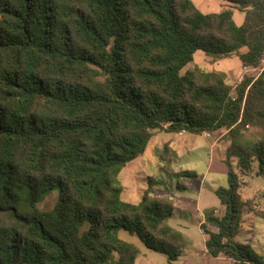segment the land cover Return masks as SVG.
<instances>
[{
  "label": "trees",
  "instance_id": "1",
  "mask_svg": "<svg viewBox=\"0 0 264 264\" xmlns=\"http://www.w3.org/2000/svg\"><path fill=\"white\" fill-rule=\"evenodd\" d=\"M224 1L203 12L192 0H0V264H111L113 252L136 264L119 229L175 264L187 239L168 224L172 201L151 183L139 202L123 201L116 185L154 129L224 132L227 186L215 194L225 211L204 210L206 250L229 260L218 264H264L235 238L243 211L264 213L242 198L230 163L242 174L257 161L264 174V136L245 135L264 130V71L244 75L234 95L222 71L181 73L198 50L259 64L264 0ZM166 161L186 188L180 179L196 173ZM54 189L56 204L38 208Z\"/></svg>",
  "mask_w": 264,
  "mask_h": 264
},
{
  "label": "rangeland",
  "instance_id": "2",
  "mask_svg": "<svg viewBox=\"0 0 264 264\" xmlns=\"http://www.w3.org/2000/svg\"><path fill=\"white\" fill-rule=\"evenodd\" d=\"M196 6L202 11L213 12L218 8L220 0H192ZM238 15L243 16V13L236 10L235 11V21H238ZM205 56V57H204ZM263 56V55H262ZM239 62L236 58V55L226 56L221 58H213L202 51H196L194 54V58L192 63H189L185 68L182 69L181 73L186 71H194L196 68L201 69H209V70H223L225 69L227 74V83L231 85V95H234V86L238 84V76L234 74L235 69L238 67ZM198 71L194 72V76H196ZM248 73L241 72L240 76L243 78L244 75ZM239 76V77H240ZM154 135L148 141L145 153L142 157H139L136 161L127 163L119 172L116 185L121 188V199L123 201H134L135 203L140 200V196L142 192L149 187V184H153V195L155 196H167L170 195L171 187H174L173 182L165 175V172L161 170L159 166L167 163L166 158L167 154H162L161 150L158 146L161 145L162 135L167 134L161 129H154ZM223 131H215L212 135L216 138L218 137V141L224 143L223 139ZM245 135L249 139H258L264 136V130L258 127H249L246 130ZM198 140V149L194 150L192 156L188 157L189 162L181 165L182 167H188L190 169L202 170L207 162L209 161L210 156L214 159V166L222 165L225 171H221V186H227V170L228 165L223 162L225 158V148L227 143L219 144L216 150L209 154L208 150V142L211 140H205L200 136H196ZM208 141V142H207ZM161 148V147H160ZM181 149H178L180 151ZM168 152V150H166ZM182 153V152H181ZM164 158V159H163ZM220 159L222 161H220ZM231 168L237 172L238 169L235 166L236 158H231L230 160ZM151 167L152 172L150 177L154 178L157 182L152 183L148 176L143 173V171L147 168ZM258 169L257 161L253 162V170L248 175L243 178L247 181L246 186L242 189V194L245 197L254 196L255 198V208L258 211H262L264 213V175L256 174ZM162 172V173H161ZM194 179V180H193ZM189 180L195 181V178H190ZM164 187L167 190H164ZM174 191V189H173ZM59 190L54 189L48 194L44 196V198L37 202V207L42 210L51 209L58 200ZM253 216L245 217L242 223V229L237 234L236 238L239 242L249 245L252 250L259 254L260 256H264V218L256 217L252 213ZM196 215L195 212H192L189 215V220H195L196 225ZM86 223L80 228L84 230L86 228ZM118 236L127 240L132 239L137 243H141L142 241L134 234H130L129 232L119 229L117 230ZM132 237V238H131ZM134 244V243H133ZM262 244L263 247H259ZM117 254L115 252L112 253L109 262L111 264H116Z\"/></svg>",
  "mask_w": 264,
  "mask_h": 264
},
{
  "label": "crops",
  "instance_id": "3",
  "mask_svg": "<svg viewBox=\"0 0 264 264\" xmlns=\"http://www.w3.org/2000/svg\"><path fill=\"white\" fill-rule=\"evenodd\" d=\"M220 1L221 2L219 3L217 10L213 12L220 11L221 9L225 8L228 5L226 1L224 0H220ZM235 11L236 9L233 10V15H232L234 21H235ZM203 12H206V11H203ZM242 21H243V16L238 15V21H235V23L241 24ZM236 58L239 62V65L235 69L234 74H237L238 76L237 80L239 83L242 79L240 74L241 72H244V69H243V66L238 56H236ZM190 63H192V61ZM205 70H209V69H205ZM217 71L224 72L226 75V81H227L228 79L227 76L229 74H227L226 70L223 69V70H217ZM163 131L167 134L162 135L161 145L158 146V148L161 150L162 154L164 153L163 150L165 148L166 150H168V152H166L165 155L167 154L168 155L167 157H169L170 159V162H169L170 169L172 171L186 169V170L194 171L196 173V176H194L195 181L189 180L190 178H193V177L181 178L180 181L185 184L186 188L179 189L176 185V182H177L176 179L172 177L171 174L166 169L163 168L164 165L159 166L161 167L160 169L165 172V175L169 177V179L173 182V185H174V187H171L170 190H167V188L164 187V190L169 191L170 195L161 196V197L169 198L172 201V205L174 207L171 215L168 217V224L172 226L173 228H175L176 230H178L179 232H181L182 235L187 239L186 246L182 248L178 258L175 260L174 263L175 264H218L221 262H228L229 260L225 258V256L222 254H219L218 256L214 257V256H211L207 252L206 246H205L207 234L204 231H201L202 223L204 222V210L206 208H210V207L214 208L215 214L217 216H222L224 214V211H225L224 205L220 203L217 195L215 194V189L218 186H221V174H222L221 171L223 172L225 171V169L223 168L222 165L214 166V159L212 156H210L209 161L207 162V164L202 170L190 169L188 167L184 168L181 166V165H184L185 163H188L189 162L188 157L192 156V153H194V150L198 149L199 139H197L196 136H200L201 138L208 140V141L211 139L209 142L207 141L209 154H212L216 150V148L219 146V144H224L226 142L224 143L219 142L218 137L216 138L214 135H212L215 131L214 132L208 131L210 133L209 136H206L203 132H201L200 134H197V133L187 132L184 130L179 131V132H167L165 130ZM153 135L154 133L152 134V136ZM178 149H181V150L178 151ZM144 153H145V149L141 155L131 160L130 162L136 161L139 157H142ZM224 159H223V162H224ZM220 161L222 160L220 159ZM165 166H166V163H165ZM252 170H253V163H252V169L248 173L241 174L238 170L239 172L238 174L240 175V179L242 181L239 192L243 199L252 198V197L254 198L255 196L253 195V196L245 197L242 194V189L247 184V181H245L243 177L251 173ZM143 173L148 176V179L151 178L150 175L151 173H153L152 168L147 167L143 171ZM256 174H258L257 171H256ZM260 175H264V174H260ZM154 181H155L154 183L157 182L155 179ZM157 197H160V196H157ZM131 202L135 203L134 201H131ZM192 212H195V215H196V218H195L196 225L194 224L195 220H189V215H191ZM249 216L250 217L253 216L252 213L243 211L242 223L244 221V218L245 217L247 218ZM242 223H241L238 233L242 229ZM207 228L209 230L214 229L212 226H208ZM125 241L134 243V245L137 247L138 253L136 256V260H135L136 264H168V260L165 254L147 248L143 242L137 243L133 241L132 239H128V238ZM259 247H263L262 244H260Z\"/></svg>",
  "mask_w": 264,
  "mask_h": 264
},
{
  "label": "built area",
  "instance_id": "4",
  "mask_svg": "<svg viewBox=\"0 0 264 264\" xmlns=\"http://www.w3.org/2000/svg\"><path fill=\"white\" fill-rule=\"evenodd\" d=\"M244 69V73H248L246 76H250V77H257L258 75H260L263 71H264V53L263 56L261 57V60L259 62L258 65L256 66H243ZM203 133L206 136H209L210 133L208 131H203ZM201 231H204L203 228H201ZM264 260V257H263Z\"/></svg>",
  "mask_w": 264,
  "mask_h": 264
}]
</instances>
